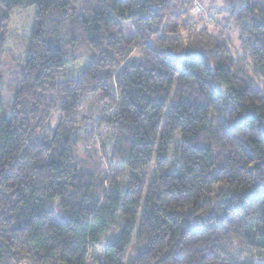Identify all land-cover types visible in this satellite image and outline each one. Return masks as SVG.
<instances>
[{
    "label": "trees",
    "instance_id": "obj_1",
    "mask_svg": "<svg viewBox=\"0 0 264 264\" xmlns=\"http://www.w3.org/2000/svg\"><path fill=\"white\" fill-rule=\"evenodd\" d=\"M191 3L0 0V70L12 13L33 10L0 120V264H88L97 244L96 264H264V9L228 7L235 50ZM85 124L124 183L75 158Z\"/></svg>",
    "mask_w": 264,
    "mask_h": 264
},
{
    "label": "rangeland",
    "instance_id": "obj_2",
    "mask_svg": "<svg viewBox=\"0 0 264 264\" xmlns=\"http://www.w3.org/2000/svg\"><path fill=\"white\" fill-rule=\"evenodd\" d=\"M201 4V6L204 8L206 15L210 18L211 22L212 20L218 21L219 23H222L223 26H220V29L230 35L231 44L230 46L233 47L235 50H238V41H237V32L232 28L231 20L228 19V25L223 19L224 17H227L228 15V7H231V5H239L238 7H241L243 5H256L258 8L264 9V0H195ZM230 3V4H229ZM32 15L33 10H25V11H14L11 15L10 21H9V31L8 36L6 38V45L4 47V55L1 60V70H0V80H1V105L2 110L0 113V120L9 118L10 115V109L12 106L14 93L17 89L19 79L21 76V71L23 67V59L25 56V50L28 43V36L31 30V21H32ZM189 16L190 13H189ZM197 19V18H194ZM211 22L208 21V23H204V18L201 20H192L193 26H199L200 24H210ZM214 27V24L213 26ZM77 59H79L74 64H69L67 66V74L69 77H76L83 66L88 62L89 55L88 52L85 50H82L80 47L79 50L76 52ZM101 94H98L97 97H99ZM99 102L97 99L91 98V99H85L83 101V108L81 110V114L84 115V117L89 116L91 117V109L89 107H92V109H95ZM59 120V114L53 113L52 117L50 118L47 130L53 129L57 122ZM88 122V121H87ZM92 123V122H91ZM89 124H85L81 128V132L79 133V138L77 141V148H75V158L77 159H83L88 158L90 163L97 165L96 160L100 157V164L99 168L102 171L103 176H109L114 177L117 179L118 183H124L125 182V176L126 172L122 166H116V165H108V163L105 162L106 153L104 150H102V146L99 145L96 142V138H94V144L95 149L97 150V154L93 156L90 152L85 151V146L87 143H90V137L89 135L90 130L87 132V128H89ZM103 137V136H102ZM92 140V139H91ZM178 141V138H176V142ZM99 145V146H98ZM87 147V146H86ZM99 147V148H98ZM85 151V152H84ZM177 154V148L176 145L173 146L172 152H171V159L169 162V171L173 172L174 169L171 166V163L173 162V159L175 155ZM98 157V158H97ZM153 176V163L152 165L143 173L142 177L148 182ZM51 210L54 212L55 220L56 222H61L64 219L61 218L60 212L57 208V205L55 203L51 204L49 206ZM120 225V224H119ZM112 233L115 234L118 231V226L112 229ZM104 243V242H103ZM101 245H95L92 248L91 255L88 257V264H96L95 257L99 256V253L101 251ZM136 250V247H131L128 249V255H133ZM218 264V263H217ZM219 264H225L219 262Z\"/></svg>",
    "mask_w": 264,
    "mask_h": 264
},
{
    "label": "built area",
    "instance_id": "obj_3",
    "mask_svg": "<svg viewBox=\"0 0 264 264\" xmlns=\"http://www.w3.org/2000/svg\"><path fill=\"white\" fill-rule=\"evenodd\" d=\"M190 17L192 18H204V23L211 22L208 15H206L204 8L201 6V4L195 0H192L190 9H189Z\"/></svg>",
    "mask_w": 264,
    "mask_h": 264
},
{
    "label": "water",
    "instance_id": "obj_4",
    "mask_svg": "<svg viewBox=\"0 0 264 264\" xmlns=\"http://www.w3.org/2000/svg\"><path fill=\"white\" fill-rule=\"evenodd\" d=\"M184 57L186 59L192 60V59H194L196 57V52L193 51V50L186 51L185 54H184Z\"/></svg>",
    "mask_w": 264,
    "mask_h": 264
}]
</instances>
